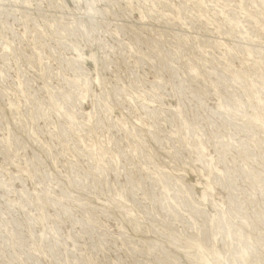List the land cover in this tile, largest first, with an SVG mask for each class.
<instances>
[{
    "label": "rangeland",
    "instance_id": "1",
    "mask_svg": "<svg viewBox=\"0 0 264 264\" xmlns=\"http://www.w3.org/2000/svg\"><path fill=\"white\" fill-rule=\"evenodd\" d=\"M0 264H264V0H0Z\"/></svg>",
    "mask_w": 264,
    "mask_h": 264
}]
</instances>
